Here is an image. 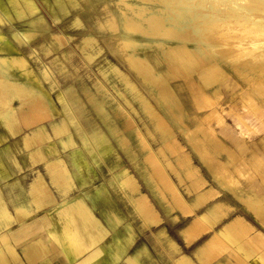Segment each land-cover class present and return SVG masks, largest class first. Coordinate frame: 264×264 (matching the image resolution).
Masks as SVG:
<instances>
[{
  "label": "rangeland",
  "instance_id": "obj_1",
  "mask_svg": "<svg viewBox=\"0 0 264 264\" xmlns=\"http://www.w3.org/2000/svg\"><path fill=\"white\" fill-rule=\"evenodd\" d=\"M178 3L0 0L3 250L41 217L98 259L264 264V196L203 116L224 88L264 101V0Z\"/></svg>",
  "mask_w": 264,
  "mask_h": 264
},
{
  "label": "crops",
  "instance_id": "obj_2",
  "mask_svg": "<svg viewBox=\"0 0 264 264\" xmlns=\"http://www.w3.org/2000/svg\"><path fill=\"white\" fill-rule=\"evenodd\" d=\"M230 92L229 89L224 88L223 100L213 102L207 107L203 106V116L212 118L211 125L216 134L215 144L218 145L217 150H212L211 154L217 155L223 162L230 155L240 167L245 164V170L253 174L249 185L250 190L263 197L264 101L256 100L257 102L243 105L240 100L233 98ZM192 113L198 114L199 110L193 109ZM151 149L153 150L152 146ZM152 166L157 172L161 170L157 164ZM170 189L172 190V187ZM177 201L181 203L179 198ZM47 208L40 209L38 215L46 212ZM42 223V218L38 217L37 223L29 227V241L25 244L17 245L9 239L3 250L0 239V264H149L145 255L142 254L145 253L144 247L134 252L131 248L127 249L124 242L121 249L113 245L110 248L106 242L104 256L100 259L97 253H93V249H97L99 243L95 248L82 254L81 245H76V241L80 240L76 239L81 234L80 229L45 227ZM24 246L29 247L27 254L29 261L21 249ZM89 246H91L90 242L84 244L85 248ZM171 252V249L167 252L169 258L166 257L168 255H165L166 259L159 258L160 264H177L178 254ZM185 255L186 259L191 257L187 253Z\"/></svg>",
  "mask_w": 264,
  "mask_h": 264
},
{
  "label": "bare ground",
  "instance_id": "obj_3",
  "mask_svg": "<svg viewBox=\"0 0 264 264\" xmlns=\"http://www.w3.org/2000/svg\"><path fill=\"white\" fill-rule=\"evenodd\" d=\"M141 1V0H140ZM143 1V0H142ZM148 1V0H147ZM151 1V0H150ZM156 1V0H155ZM180 1V3H178V4H181V6H185V5H182L183 3H184V1H182L183 3H181V0H179ZM189 1V0H188ZM195 1H197V0H195ZM214 1V0H213ZM177 2V1H176ZM185 2H186V0H185ZM204 2V1H203ZM157 3V2H156ZM173 3H175L174 1H173ZM189 3V2H188ZM187 3V4H188ZM192 2H190V4H191ZM255 3V2H254ZM193 4H194V1H193ZM204 4V3H203ZM232 4V3H231ZM192 5V4H191ZM235 5V4H234ZM177 6V5H176ZM216 6V5H215ZM189 7V6H188ZM220 7V6H219ZM178 9V8H177ZM188 10V9H187ZM214 10V9H213ZM210 11V10H209ZM229 11V10H228ZM205 12V11H204ZM209 13V12H208ZM225 13V12H224ZM227 13V12H226ZM259 14V13H258ZM182 15V14H181ZM254 17V16H253ZM237 22V21H236ZM241 22H242V19H241ZM260 27H261V25H260ZM225 30V29H224ZM223 30V31H224ZM250 30V29H249ZM221 31V30H220ZM245 34V33H244ZM231 36V35H230ZM246 36V35H245ZM258 36V35H257ZM178 37V36H177ZM247 37V36H246ZM180 38V37H179ZM210 38V37H209ZM259 38V37H258ZM189 39V38H188ZM257 47V46H256ZM253 48V47H252ZM224 49V48H223ZM222 49V50H223ZM231 51V50H230ZM191 213V212H190ZM185 214H187V213H185ZM237 221V220H236ZM235 221V222H236ZM234 222V221H233ZM238 222V221H237ZM242 222H245V221H242ZM232 223V222H231ZM237 225V224H236ZM235 225V226H236ZM232 227V226H231ZM238 228V227H237ZM250 228V227H249ZM247 229V228H246ZM234 230H236V229H234ZM251 230V229H250ZM231 231V230H230ZM229 231V232H230ZM234 233V232H233ZM239 234V233H238ZM256 235V234H255ZM254 237V236H253ZM252 238V237H251ZM260 238V237H259ZM253 240H251V242H252ZM253 242H255V241H253ZM263 245H264V243H263ZM247 246V245H246Z\"/></svg>",
  "mask_w": 264,
  "mask_h": 264
}]
</instances>
